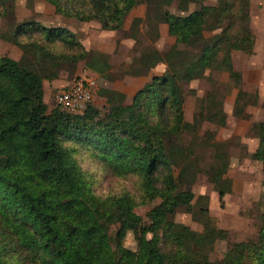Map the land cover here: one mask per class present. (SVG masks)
I'll return each mask as SVG.
<instances>
[{
    "label": "trees",
    "instance_id": "obj_1",
    "mask_svg": "<svg viewBox=\"0 0 264 264\" xmlns=\"http://www.w3.org/2000/svg\"><path fill=\"white\" fill-rule=\"evenodd\" d=\"M16 1L0 0V5ZM46 1L58 14L119 30L142 0ZM174 1L156 0L152 15L176 38L165 55L168 70L147 81L128 105L123 102L125 95L105 89L102 94L108 96L110 108L104 115L93 104L83 113L61 106L49 111L44 77L0 51V264H194L190 244L198 243L201 235L169 221L178 208L190 207L195 198L192 191L179 190L173 168L187 149L174 147V142L204 120L224 126L226 113L209 94L202 99L206 104H202L200 118L193 125L185 122L183 85L210 70L226 71L231 80L240 83L233 52L249 53L253 34L247 25L249 0H219L218 5H202L188 15L165 9ZM211 19L215 24L210 28L222 29L207 39L204 32ZM227 19L233 20L232 24L223 26ZM236 20L245 21V25ZM140 22L136 19L134 25L138 27ZM36 33L42 45L33 40ZM22 35L25 43L19 41ZM11 40L23 49L37 47L50 60L55 59L49 56L50 45L56 43L69 51L63 54L66 60L87 57L77 35L61 27L20 24ZM108 58L101 53L87 64L97 72H106L111 69ZM140 60L150 69L163 57L149 50ZM259 135L254 156L262 161L264 171V123ZM82 151L117 176L137 175L142 203L162 199L151 211L152 227L143 224L135 211L139 201L130 193L103 198L94 192L92 177L78 159ZM214 173L222 178L226 174L217 167ZM220 194L223 198L225 192ZM114 224L119 228L112 238L109 232ZM128 232L138 241L137 251L123 244ZM210 233L222 234L212 229ZM161 240L171 246L170 251L160 245ZM245 247L233 249L238 264H243L249 252ZM251 256L250 264H264V228Z\"/></svg>",
    "mask_w": 264,
    "mask_h": 264
},
{
    "label": "rangeland",
    "instance_id": "obj_2",
    "mask_svg": "<svg viewBox=\"0 0 264 264\" xmlns=\"http://www.w3.org/2000/svg\"><path fill=\"white\" fill-rule=\"evenodd\" d=\"M149 1L142 0L119 30L103 29L98 21L84 22L58 14L46 0L8 2L0 5V51L22 65L32 66L44 77V100L49 111L61 106L72 113H83L89 104H93L104 115L110 108L108 96L102 94L105 89L125 95L123 102L128 105L147 81L168 70L165 55L176 38L169 34L165 23L154 21L152 15L156 0L151 6ZM219 3V0H183L181 3L176 0L165 9L188 15L202 5ZM136 19H141L138 27L134 25ZM232 21L225 20L223 26L232 24ZM32 22L75 33L87 57L66 60L63 54L69 51L60 43L50 45L49 56H53L54 60L44 58L37 47L23 49L16 45L11 39L17 26ZM236 22L245 25V21ZM212 24H215L214 19L210 20L204 32L207 39L222 29L210 28ZM247 25L253 34L251 51L233 52V66L241 75L240 83L231 80L226 71L210 70L203 77L183 85L185 122L194 124L202 104H206L202 99L209 94L216 97L226 113L224 126L204 120L198 123L196 130L184 132L174 142V147L187 149L173 168L179 190H190L195 198L190 207L178 208L169 221L183 224L201 235L198 243L190 244L194 264H238L233 256L237 245H246L249 252L242 262L250 264L252 251L259 246L264 228L263 163L254 156L260 145V127L264 123V0H249ZM40 38L39 33L33 35L34 41L41 42ZM25 39L26 36L23 38L22 35L19 41L25 43ZM149 50H156L163 60L157 66L146 69L140 58ZM101 53L109 57L111 69L100 73L90 68L87 61ZM77 85L90 90L91 100L83 107H64L58 102V96ZM78 159L92 177L93 189L98 196L106 198L130 193L139 201L135 211L143 218V224L152 227L151 211L162 199L142 203L141 181L137 175L117 176L83 151L78 154ZM216 167L226 172L223 178L214 173ZM221 190L225 192L223 198ZM118 228V224L110 227L112 238L116 237ZM211 229L222 234L210 233ZM147 237L151 238L152 233ZM123 244L133 251L138 249L133 232H128ZM160 245L171 250V246L166 247L163 241ZM113 246H116L115 241Z\"/></svg>",
    "mask_w": 264,
    "mask_h": 264
},
{
    "label": "built area",
    "instance_id": "obj_3",
    "mask_svg": "<svg viewBox=\"0 0 264 264\" xmlns=\"http://www.w3.org/2000/svg\"><path fill=\"white\" fill-rule=\"evenodd\" d=\"M90 90L85 89L82 85L72 87L58 96V102L64 107H83V104L91 100Z\"/></svg>",
    "mask_w": 264,
    "mask_h": 264
}]
</instances>
